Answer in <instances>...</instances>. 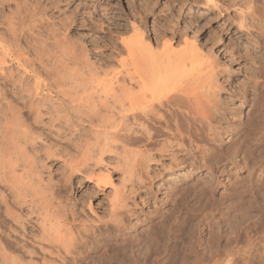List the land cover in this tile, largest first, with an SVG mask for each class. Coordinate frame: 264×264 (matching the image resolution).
I'll list each match as a JSON object with an SVG mask.
<instances>
[{
  "label": "rangeland",
  "instance_id": "obj_1",
  "mask_svg": "<svg viewBox=\"0 0 264 264\" xmlns=\"http://www.w3.org/2000/svg\"><path fill=\"white\" fill-rule=\"evenodd\" d=\"M18 4L21 8L19 13ZM36 4L37 0H9L6 4H0V43L10 36L6 33L9 16L16 30L18 29L17 33L21 34L22 14L26 15V11L32 10L29 12L35 15V19H43V24L55 31L50 33L43 29V34L38 30L34 32L37 35L36 43L43 41L46 53L49 55V59L45 57L47 66L51 68L67 66L64 68L65 71L62 69L63 73H59L61 77L57 81L59 83L63 80L67 83L71 73V79L76 75L74 77L79 76L76 78L80 79L79 81L90 80L86 82L89 84L93 80L96 81L94 85L97 87L100 86H98L99 82H102V85L108 79L115 78V74L121 70L123 61L127 58L123 42L131 39L136 33H141L145 38L150 37L149 43L153 42L151 46L156 51H160L164 45L171 44L174 46L172 49L171 45L173 51H180L185 47V41L195 42L201 55L208 58L212 54L210 59L214 61L210 62H214L212 64L217 68L220 87L222 86L218 96L224 117L216 121L218 124L214 123L217 127L214 133L215 141H210L206 132H203L205 135L201 133L203 136L201 135V139L199 136L200 142H197L204 146L208 145L207 148L214 147L213 151L209 150L207 157L201 159L196 155L197 152L190 148V153L189 150L187 154L185 150L182 151L183 153H178L181 161H171L173 160L171 150L167 148V151L170 150L168 153L166 150L164 152L166 148H160L163 147V144L160 145L161 139L166 136L162 132L158 137L160 139L155 140L157 143H149L145 149L143 144L148 143H144V140L143 143L137 142L140 146L131 147L135 150L134 153L139 151L141 155L137 153L136 160L139 162L135 161L137 164L135 166L141 173L136 169L138 176L136 177L135 174L136 179L132 178L140 189L136 202L128 201L129 209L133 210L128 211L129 214L127 212L125 217L128 234L121 236L111 227L112 229L110 228L103 235L106 240L102 241L100 234L95 233L90 238L91 242L89 240L90 246L79 252L78 258L82 260L78 264H245L244 262L249 261L247 253H244L245 250L241 252L243 247L245 249L244 240L248 238L247 235L259 233L258 235L261 236L264 233V91L261 90L264 84L257 90L253 87L255 79L264 82V58H262L264 36L255 24L257 21L255 19L264 14V0H211V2L210 0H40L43 13L39 14L37 13L39 10L36 9V13L33 10ZM68 16L75 17L76 23L70 24L69 29H66L63 24ZM40 37L43 40H39ZM147 39L145 40L149 41ZM23 41L32 54V48L27 44L33 42L27 43V40L22 38L20 41L22 48H26ZM10 64L12 67L10 68L17 71L19 65L16 61ZM224 66H228L227 72ZM37 68L38 66L36 70ZM67 68L72 72L67 71ZM85 68L90 69L88 71ZM37 71L39 72V68ZM37 71L25 75V79L28 77V82L25 80V83H34L35 78L32 74L41 77L36 78L42 82V85L47 84L49 80H52L49 83H53L59 78L57 75L53 80L47 73L42 74L43 72L37 73ZM48 94L49 92L45 93ZM55 94L53 92L49 95L56 99ZM257 111L260 113V118L258 113H254ZM256 118L258 120H255ZM85 124L83 123L80 128L87 129L88 125ZM144 153L146 156L151 155L150 159L145 158ZM192 157L196 159L192 160ZM140 159L147 161L142 160V162ZM54 163L51 165L54 171L50 165H47L49 166L47 168L58 176L57 171L60 170L58 167L61 164ZM144 163L147 165L145 166ZM109 168L111 170L114 167L109 166ZM119 169L113 170V181L116 186L121 185L122 181L120 178L122 171ZM79 179H75L76 186L70 193L73 200L78 199L88 188V185L84 187L86 183L83 181V186L78 189L76 183ZM129 186L131 183L128 182L127 187ZM111 189H107L105 194L110 195ZM99 196L101 204L94 201L91 207L85 205L83 219L85 218L88 224L105 226L104 224L110 221L107 210L109 202L103 193L100 192ZM236 237L239 240L231 244L232 239ZM5 240L3 239L4 243ZM35 246L32 247L35 253L33 260L38 264L62 263L60 259L49 253L43 260V250H37ZM210 250L211 252H208ZM216 252L221 255L220 258H217ZM231 253L232 260L234 259L232 263L231 256L227 255ZM86 255L90 258L84 259ZM28 262V257L23 258L24 264Z\"/></svg>",
  "mask_w": 264,
  "mask_h": 264
},
{
  "label": "bare ground",
  "instance_id": "obj_2",
  "mask_svg": "<svg viewBox=\"0 0 264 264\" xmlns=\"http://www.w3.org/2000/svg\"><path fill=\"white\" fill-rule=\"evenodd\" d=\"M8 2L9 0H0L1 5ZM39 3L40 0H37L33 9L34 12L39 10L38 14L43 13V6ZM17 6L19 8L20 5ZM19 10L21 8L17 9L18 13ZM28 12H25L26 15L22 14L23 18L20 17L23 25L21 34L17 33L18 29L16 30L9 16L6 33L10 38L6 36L7 38L0 43V264H24L23 258L27 257L29 258L27 264H38L33 260L35 253L32 247L35 245L37 250H43V260L49 253L60 259L61 264H78L82 260L78 258L79 252L90 246L89 240L91 242L90 238L95 233L100 234L102 241L106 240L103 235L111 227L121 236L128 234L125 217L127 212L132 210L129 209L128 201L136 202L140 189L132 179L137 173L135 171L139 170L135 165L139 162L136 160L137 153L139 155L140 153L137 150L135 154L131 147L138 145L139 141L143 143L144 140V143H148L143 144L145 149L146 145L149 146V143L160 139L158 137L163 133L166 136L161 139L160 145L163 144V147L160 148H166L164 152L167 148L171 150H169L173 154L171 161H179L178 153L183 150L186 153L190 148L194 149L201 159L207 157L209 150L214 147L207 148L208 145L204 146L197 142H200L203 132H206L210 141H215L214 133L217 129L215 124H218L216 121L224 117L218 96L222 86L220 87L217 68L212 64L214 62H210L214 61L210 59L212 54L209 52L211 55L208 58L201 55L195 42L185 41V47L180 51H173L172 44V49L171 45H162L163 48L156 51L151 46L153 42L149 43L150 37L147 39L141 33H136L131 39L123 42L125 53L127 52L123 67L115 74V78L105 80L102 85V82H99L100 88L94 85L96 81L94 83L92 80L93 84L86 83L90 80L85 82L84 77H80L83 80L79 81L80 79H76L79 76L73 75L76 80H72L73 78H70L72 71H69L71 67L67 68L71 73L70 75L67 72L70 75L67 79L72 81L68 83L69 80H65L67 83H64L63 80L59 83L57 82L61 78L59 73H63L62 69L67 66L64 68L47 66L45 57L48 58L49 55L43 41L36 43L37 35L34 32L38 30L43 34V29L50 33L55 31L44 25L43 19H35V15L30 13L32 10ZM38 14L36 15L39 16ZM263 15L255 19L257 20L255 24L264 36ZM65 19L63 27L66 29H69L70 24L76 23L75 17L68 16ZM22 38H25L27 43L33 42L27 44L32 48V54L25 41L24 47L28 50L21 47ZM39 40L43 39L40 37ZM14 61L19 65L17 71L11 69L10 62ZM37 66L40 73H47L53 80L57 75L59 78L53 83H49L52 80H47L49 84L42 85L36 78L38 74H32L35 78L34 83L33 81H31L33 84L25 83L28 77L25 79L24 76L36 73ZM227 67L222 68L226 71ZM93 77L95 79V76ZM263 84L264 82L255 79L253 87L257 90L262 88ZM263 89L264 87L261 90L264 91ZM46 91L49 94L56 93L57 98L45 95ZM254 113L260 115L259 111ZM83 123L88 125L87 129L80 128ZM145 153V158L150 159L151 155L146 156ZM142 160L147 161L140 159ZM54 162L57 165L61 164L58 167L61 172L57 171L58 176L50 171L53 170L51 165ZM47 165H50L51 169L47 168L49 167ZM109 166L114 168L110 170ZM118 168L122 171L120 177L122 181L121 185L116 186L113 181V170ZM75 179H79L76 183L78 189L83 186V181L86 183L84 187L88 185V188L79 198L77 197L78 199L73 200L70 193L76 186ZM128 182L131 183L129 188ZM109 188H112V193L105 194ZM100 192L109 202L107 210L110 221L108 220L105 226L88 224V221L83 219L86 204L87 207H91L94 201L101 202ZM258 234L254 233L251 236L246 233L248 238L244 240L245 249L244 247L242 251L239 249L241 252L245 250L244 253L249 257L245 264H264V233L261 236ZM237 237L232 241L230 238L229 242L236 243ZM3 239H6L5 243ZM227 255L231 256L232 263L233 254ZM88 257L90 258L86 255L84 259ZM218 257L221 255L217 254Z\"/></svg>",
  "mask_w": 264,
  "mask_h": 264
}]
</instances>
